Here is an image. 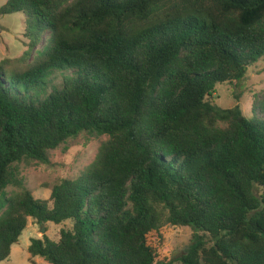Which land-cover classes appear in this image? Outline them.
Here are the masks:
<instances>
[{"label": "trees", "instance_id": "trees-1", "mask_svg": "<svg viewBox=\"0 0 264 264\" xmlns=\"http://www.w3.org/2000/svg\"><path fill=\"white\" fill-rule=\"evenodd\" d=\"M16 12L29 43L0 61V264L30 220L63 225L30 239L31 262L171 264L152 237L174 225L195 233L183 264H264V90L248 112L214 98L225 84L240 98L264 59V0L0 7ZM46 32L51 42L27 63ZM83 133L107 137L95 160L36 197L19 163H48Z\"/></svg>", "mask_w": 264, "mask_h": 264}, {"label": "rangeland", "instance_id": "rangeland-1", "mask_svg": "<svg viewBox=\"0 0 264 264\" xmlns=\"http://www.w3.org/2000/svg\"><path fill=\"white\" fill-rule=\"evenodd\" d=\"M7 2L8 0H0V7ZM25 32V18L22 13L0 14V61L4 58H19L26 52L29 38ZM39 36L40 44L36 49L29 50L30 55L27 59L29 64L35 60L37 52L41 51L46 41L51 42L48 32L40 33ZM27 63L21 61L22 66L29 65ZM53 81L60 84L62 78L60 75H56ZM261 90H264V59H260L241 82L237 90L240 98L234 95V88L229 84L218 86L214 92V98L219 105L224 107H233L240 103L248 112L255 94ZM105 140H107L106 136L83 133L51 150L48 163L22 162L19 163L18 170L25 185L33 194L38 198L46 199L50 196L53 186L62 179H76L95 160L99 148ZM8 190H20V188L10 186ZM67 225L71 224L67 222ZM62 226L53 223L41 226L30 220L21 242L13 246L9 260L1 264H50L40 256L36 257L33 262L30 261L28 252L30 239L44 235L55 238ZM161 233L162 238L157 233L153 234L152 242L158 241L161 251L171 254V264H183L181 257L187 253L195 240L194 230L190 226L169 225L163 228Z\"/></svg>", "mask_w": 264, "mask_h": 264}, {"label": "water", "instance_id": "water-1", "mask_svg": "<svg viewBox=\"0 0 264 264\" xmlns=\"http://www.w3.org/2000/svg\"><path fill=\"white\" fill-rule=\"evenodd\" d=\"M45 229V228H44Z\"/></svg>", "mask_w": 264, "mask_h": 264}]
</instances>
